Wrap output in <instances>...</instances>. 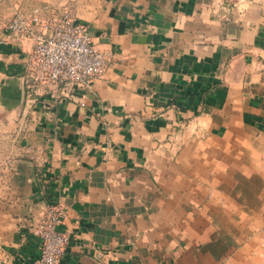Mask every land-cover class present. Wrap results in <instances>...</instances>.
<instances>
[{
  "label": "crops",
  "instance_id": "obj_1",
  "mask_svg": "<svg viewBox=\"0 0 264 264\" xmlns=\"http://www.w3.org/2000/svg\"><path fill=\"white\" fill-rule=\"evenodd\" d=\"M15 1L108 62L28 105L30 43L0 35V264L32 263L53 205L58 264H264V0Z\"/></svg>",
  "mask_w": 264,
  "mask_h": 264
},
{
  "label": "built area",
  "instance_id": "obj_2",
  "mask_svg": "<svg viewBox=\"0 0 264 264\" xmlns=\"http://www.w3.org/2000/svg\"><path fill=\"white\" fill-rule=\"evenodd\" d=\"M2 40L30 43L26 67L28 105L33 95L45 97L47 105L72 98L77 88H87L93 78L103 75L108 55L92 41L87 27L66 8L16 7L2 33ZM63 207L53 205L29 228L38 242V254L31 264H58L69 237L59 229Z\"/></svg>",
  "mask_w": 264,
  "mask_h": 264
},
{
  "label": "rangeland",
  "instance_id": "obj_3",
  "mask_svg": "<svg viewBox=\"0 0 264 264\" xmlns=\"http://www.w3.org/2000/svg\"><path fill=\"white\" fill-rule=\"evenodd\" d=\"M15 4V0H0V33L4 31L5 26L11 19ZM0 35L2 36V34Z\"/></svg>",
  "mask_w": 264,
  "mask_h": 264
},
{
  "label": "water",
  "instance_id": "obj_4",
  "mask_svg": "<svg viewBox=\"0 0 264 264\" xmlns=\"http://www.w3.org/2000/svg\"><path fill=\"white\" fill-rule=\"evenodd\" d=\"M34 222H35V220L34 221H30L29 228L33 225Z\"/></svg>",
  "mask_w": 264,
  "mask_h": 264
}]
</instances>
